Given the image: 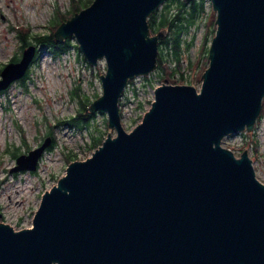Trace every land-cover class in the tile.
<instances>
[{
  "label": "water",
  "instance_id": "1",
  "mask_svg": "<svg viewBox=\"0 0 264 264\" xmlns=\"http://www.w3.org/2000/svg\"><path fill=\"white\" fill-rule=\"evenodd\" d=\"M166 0H93L54 31L74 36L91 64L105 60L103 93L87 110L105 112L109 133L71 161L42 194L33 227L0 222V264H264V182L246 149L222 144L253 129L264 101V0H212L216 32L198 89L162 83L131 130L120 99L131 78L158 67L166 27L148 18ZM37 52L0 70V91L23 78ZM51 145L16 157L11 172L36 170Z\"/></svg>",
  "mask_w": 264,
  "mask_h": 264
},
{
  "label": "rangeland",
  "instance_id": "2",
  "mask_svg": "<svg viewBox=\"0 0 264 264\" xmlns=\"http://www.w3.org/2000/svg\"><path fill=\"white\" fill-rule=\"evenodd\" d=\"M195 4L197 14L201 10L186 33L188 39L194 37V40L183 54L181 70L185 77L169 75L172 65L168 67L166 60V76L161 77L157 67L150 74L131 78L120 99L122 122L127 130L135 127L151 107L158 85L189 83L201 87L217 28V11L212 0H203V8L202 0H196ZM73 8L74 0H0V69L21 55L20 33L54 32L57 26L52 20L64 13L69 16ZM168 33L167 30L166 36ZM70 37L71 48L57 56L33 41L39 46V57L28 70L26 80L13 83L0 94V222L16 229L33 225L44 191L57 183L71 161L93 153L94 137L102 135L105 139L109 133L116 134L105 112H93L83 128L70 123L80 109H84L82 115L91 112L87 109L103 93L101 74L107 69L105 60L95 65L89 63L76 38ZM79 86L81 96L73 95L72 90ZM80 97L88 102L85 108ZM47 137H51L53 147H48L40 157L36 170L10 171L19 154L40 145ZM222 144L238 156L248 149L257 176L264 182L263 120L256 132L228 134Z\"/></svg>",
  "mask_w": 264,
  "mask_h": 264
},
{
  "label": "trees",
  "instance_id": "3",
  "mask_svg": "<svg viewBox=\"0 0 264 264\" xmlns=\"http://www.w3.org/2000/svg\"><path fill=\"white\" fill-rule=\"evenodd\" d=\"M92 1L93 0H74V8L72 9L71 14H69V16L71 17L83 7L89 5ZM195 1L196 0H166L165 3L160 8L152 12L148 18L152 33H156L164 27L168 28L167 30L169 31L167 36L162 38L159 42L158 73L161 77L166 76L167 66L171 68V65L172 70L169 72V75L175 76L179 74L180 77H185L184 70H181L183 54L186 50H189L190 45L193 43L194 40V37L188 39L186 33L188 32L189 27L193 23H195V20L201 10L200 9L199 13L197 14L198 7L195 4ZM174 5L175 9L172 10ZM203 5L204 4L202 0V8ZM69 16L65 13L60 16H57L52 20L53 25H56L58 27L61 22L70 18ZM207 35L205 39L207 38ZM20 39L22 43L21 48L35 41L36 43L47 47L49 51L55 56L65 53L72 46L71 37L65 38L63 41L59 40L57 42L56 37L54 36V32L31 33V31L28 30L25 33H20ZM166 60H169L167 66H165L164 64ZM27 75L28 73L23 77L22 82L26 80ZM148 78L149 80H151L150 77ZM72 94L81 96L80 86L77 88L75 87L72 90ZM80 102L83 105L82 108H85L88 104V102H84L81 97ZM83 110L84 109H80L79 115L72 118V120L70 121L71 124L77 125L80 128H83L85 125H88V117H91L93 115V112H90L86 115H82L81 111ZM103 140L104 139L102 135L94 137V148L99 146ZM52 147L53 143L50 145L49 148ZM16 153L17 152H15V154Z\"/></svg>",
  "mask_w": 264,
  "mask_h": 264
},
{
  "label": "flooded vegetation",
  "instance_id": "4",
  "mask_svg": "<svg viewBox=\"0 0 264 264\" xmlns=\"http://www.w3.org/2000/svg\"><path fill=\"white\" fill-rule=\"evenodd\" d=\"M33 42H31V43H29V44H27L26 46H28V45H30V44H32ZM34 44V43H33ZM37 45V44H36ZM26 46H24L23 47V50H24V48L26 47ZM23 50H22V52H23ZM38 55H39V46L37 45V52H36V55H35V57H34V60H33V62L31 63V66H32V64L33 63H35V61L38 59L37 57H38ZM22 56V53H21V55L20 56H15L14 58L15 59H11V60H19L20 59V57ZM10 60V61H11ZM9 62V61H8ZM6 64V63H5ZM4 64V65H5ZM3 65V66H4ZM30 66V67H31ZM30 67H29V69H30ZM28 69V70H29ZM27 73H28V71H27ZM23 80V78H21V79H18V80H16V81H14L13 83H15V82H17V81H22ZM13 83H11V85L13 84ZM2 92H4V91H0V94L2 93ZM263 120V122H264V101H263V107H262V111H261V114H260V116L257 118V120H256V122H255V124H254V127H253V129H252V133L253 132H256L257 131V128H258V126H259V124H260V122ZM244 133H246V130H244V131H240V132H237V133H235V134H239V135H241V134H244ZM251 155V154H250ZM252 156V155H251Z\"/></svg>",
  "mask_w": 264,
  "mask_h": 264
},
{
  "label": "bare ground",
  "instance_id": "5",
  "mask_svg": "<svg viewBox=\"0 0 264 264\" xmlns=\"http://www.w3.org/2000/svg\"><path fill=\"white\" fill-rule=\"evenodd\" d=\"M33 227V226H32Z\"/></svg>",
  "mask_w": 264,
  "mask_h": 264
}]
</instances>
